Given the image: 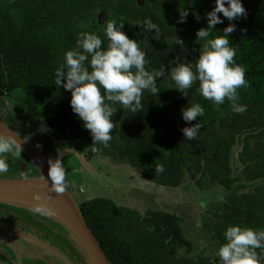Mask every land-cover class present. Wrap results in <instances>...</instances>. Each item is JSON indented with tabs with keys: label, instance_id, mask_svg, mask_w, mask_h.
Listing matches in <instances>:
<instances>
[{
	"label": "trees",
	"instance_id": "16d2710c",
	"mask_svg": "<svg viewBox=\"0 0 264 264\" xmlns=\"http://www.w3.org/2000/svg\"><path fill=\"white\" fill-rule=\"evenodd\" d=\"M241 3L246 15L230 22L218 13L222 22L210 31L222 35L225 26L235 25L228 39L235 49L234 61L245 69L247 86L237 91L246 111L232 112L227 101L213 107L196 93L195 83L183 96L167 88L170 81L161 77L155 96L142 93L139 112L114 105V138L107 148L97 145L99 151L92 153L91 136L70 108V92L54 84V71L62 64L63 53L75 47L77 34L95 32L106 46L103 27L110 20L102 24L99 16L106 10L108 18L117 15L124 22L122 31L137 40L146 70L164 66L166 74L174 58L192 62L199 55L195 32L207 28L205 13L214 0H0V94L20 88L29 104L44 108L43 118L30 126L43 131L45 125L55 132L57 146L49 137L44 142L52 159L57 147L74 148L87 157L125 161L159 190L176 192L188 186L205 192L207 205L197 217L191 210L169 211L156 203L140 211L104 197L81 201L80 209L112 264H218L215 249L218 241L223 242L226 225L264 229V0ZM180 11L187 12L184 22H178ZM144 19L157 26L156 39L155 30L143 31L136 24ZM175 35L184 49L172 44ZM193 101L200 103L204 114L186 123L181 108ZM15 118L20 123L12 126L26 130V119ZM197 121L201 127L196 138L185 140L180 129ZM235 144H241L237 157ZM237 162L239 168L234 167ZM156 164L163 165L162 173H154ZM21 175L39 173L33 168ZM6 176L11 175L0 177ZM18 209L31 214V224L42 236L63 242L86 264L60 224Z\"/></svg>",
	"mask_w": 264,
	"mask_h": 264
},
{
	"label": "clouds",
	"instance_id": "9594fccd",
	"mask_svg": "<svg viewBox=\"0 0 264 264\" xmlns=\"http://www.w3.org/2000/svg\"><path fill=\"white\" fill-rule=\"evenodd\" d=\"M218 13L231 22L246 15V10L241 0H214L212 9L205 13L207 28L195 32V38L200 43L199 55L192 62L174 58L166 74L164 66L159 70H146L144 51L136 39L122 31V23L109 22L104 25V47L95 32L82 31L77 34L75 47L63 53L62 64L54 71V84L70 92V108L91 136L92 142L88 145L90 152L97 153V145L107 148L113 140L112 116L117 110L114 105L118 104L120 109L131 113L139 112L142 93L147 91L155 96L161 90L156 86V81L161 77L166 76L170 81L167 88H175L183 96H187L195 83L196 93L210 101L213 107L227 101L232 112L242 114L246 111V105L239 103L237 91L247 86L245 69L234 61L235 49L229 46L228 39L235 25L229 23L223 28L222 35H213L210 30L222 22ZM186 15V11H180L178 22H184ZM196 18L199 19L198 16ZM136 24L142 25L143 31L155 30L153 38H157L159 30L151 20L144 19ZM173 43L184 49L183 41L176 35ZM203 114V107L196 101L181 108V118L186 123ZM200 127L197 121L180 131L185 140H194ZM20 151L21 144L12 135H0V176L8 174V160L20 156ZM47 164L51 190L64 192L69 185L62 162L57 157L49 159ZM163 171V165L154 166L155 174ZM40 199L39 193H33V200ZM200 207L203 208L204 204L201 203ZM222 236L223 242L218 241L215 249L218 264H261L264 259V229L228 224ZM257 249L261 250L259 254Z\"/></svg>",
	"mask_w": 264,
	"mask_h": 264
},
{
	"label": "water",
	"instance_id": "95a60500",
	"mask_svg": "<svg viewBox=\"0 0 264 264\" xmlns=\"http://www.w3.org/2000/svg\"><path fill=\"white\" fill-rule=\"evenodd\" d=\"M0 135H12L21 144L20 152L39 173L38 176L0 177V203L32 211L60 224L68 233L67 240L81 254L86 264H112L88 225L72 190L67 188L62 193H55L51 190V184L47 177L48 157L27 137L22 136L16 129L5 123L2 116H0ZM68 153L80 158L81 164L86 170L101 177V174L83 152L74 148H57V157L60 161L62 156ZM15 166L22 170L27 169L26 163L21 161L17 162ZM33 193H39L41 199L33 200ZM13 236L28 241L32 246H37L39 251L36 252V257L47 264H56L49 254L58 256L71 264L69 258L49 241L22 228H11L0 221V237H4L3 240L0 238V242H6L17 250L20 245ZM1 254L4 255L5 251L0 248ZM20 264L24 263L20 262Z\"/></svg>",
	"mask_w": 264,
	"mask_h": 264
},
{
	"label": "rangeland",
	"instance_id": "374dc122",
	"mask_svg": "<svg viewBox=\"0 0 264 264\" xmlns=\"http://www.w3.org/2000/svg\"><path fill=\"white\" fill-rule=\"evenodd\" d=\"M116 16L117 15L111 13L108 20H110L111 23L124 24V22L119 21ZM115 19L117 22H113ZM95 24L98 25L97 22H95ZM0 106H4V111L10 114V117L6 118L9 125L12 126L14 123L19 122V120H15L14 116H20L26 119V130L23 131V134L33 139L36 144H44L46 137L50 139L55 137V132L46 129L47 127L45 125V130L43 131L41 126L35 129L36 131L33 130L31 126L37 123V119L43 118L44 108H42L41 105L29 104L20 88H14L8 93H1ZM2 112L3 108L0 107V114ZM232 149L235 153V157H237L241 150V144H235ZM47 156L49 158L51 157L49 150H47ZM89 159H91L94 167L101 174V177L95 176L93 173L86 170L82 166L80 158L74 154L68 153L61 158L66 176L70 179L71 190L79 203L86 199L104 197L113 200L118 205L138 208L140 211H143L146 206H154V203H156L169 211L191 210L194 213V217L203 213V209L207 205V201L204 200L203 197V193L205 192L192 191L188 186L176 192L162 191L157 189L154 183L143 177L136 168L125 161L111 159L103 155H90ZM10 161L13 162V160L9 159L8 163ZM234 167L239 168V163L237 162L234 164ZM10 170L11 173H9V175H18V173L13 171L14 169L9 167V171ZM80 186L85 189L83 193L79 192ZM156 192H159L158 195ZM213 194H215V190ZM201 203L204 204L203 208L200 207ZM197 225H200L199 222H197Z\"/></svg>",
	"mask_w": 264,
	"mask_h": 264
},
{
	"label": "flooded vegetation",
	"instance_id": "af4514ba",
	"mask_svg": "<svg viewBox=\"0 0 264 264\" xmlns=\"http://www.w3.org/2000/svg\"><path fill=\"white\" fill-rule=\"evenodd\" d=\"M139 1L141 3L143 0L142 1L139 0ZM99 14H100L99 15L100 16V22H102V24L107 23L108 11L101 10ZM0 107L3 108V112L0 114V116H2L3 121H5L7 123L6 118L10 117V114H9V112L4 111L5 110L4 106H0ZM18 132L22 136L27 137L35 146H37L44 153V155L46 157H48L47 151H46L47 149H46V145H45L46 143L45 144L41 143L42 145L36 144V142L33 139H31L27 135L23 134L22 130L18 131ZM52 141H53L52 143L55 146L58 145L55 137L52 139ZM20 153H21L20 156H17L19 158H17L18 160L16 162H14L15 157L11 158L13 160V162L12 161H10L11 163L9 162L10 163L9 167L12 169L17 168L15 166V164L17 162L21 161V162L26 163L27 169L22 170L21 168H17V170H13L16 173H18L17 176L11 175V176H7V177L27 176V175H21V173H25V172L30 171L33 168H35L32 165V163L24 156V154L22 152H20ZM48 159H52V158L48 157ZM8 173H11V171H9ZM28 176H32V175H28ZM66 181L69 185L68 188L71 189L70 179L67 176H66ZM0 221L4 222L5 224H7L11 228H22L31 234L37 235L39 238H42V239L49 241L53 246L58 248L66 257L69 258L71 264H82L81 263L82 261L78 259V256L73 251V249H71L70 247L65 245L63 242H61L59 240H55V238H53L52 236H49V237L42 236L39 233V231L37 230V227H35L34 225L31 224L33 221V217L31 216V214L26 213V212L18 209L17 207H13L10 205L0 203ZM13 237L16 240V242L20 245V248H17V250H16L14 246H10L6 242H3V243L0 242V248L3 251H5L4 255H2V254L0 255V264H20V262H22L24 264H47L43 260L36 257V255H37L36 252L38 253V251H39L37 246H32L28 241H26L20 237H15V236H13ZM0 238L4 239V237H0ZM49 256L54 260V262L56 264H68L66 261H64L63 259H61L58 256H54V255H50V254H49Z\"/></svg>",
	"mask_w": 264,
	"mask_h": 264
},
{
	"label": "built area",
	"instance_id": "2783aa9c",
	"mask_svg": "<svg viewBox=\"0 0 264 264\" xmlns=\"http://www.w3.org/2000/svg\"><path fill=\"white\" fill-rule=\"evenodd\" d=\"M83 191H84V189L81 187V188H80V192H83Z\"/></svg>",
	"mask_w": 264,
	"mask_h": 264
}]
</instances>
